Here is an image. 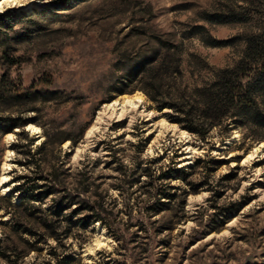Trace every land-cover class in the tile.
<instances>
[{
  "label": "rangeland",
  "instance_id": "374dc122",
  "mask_svg": "<svg viewBox=\"0 0 264 264\" xmlns=\"http://www.w3.org/2000/svg\"><path fill=\"white\" fill-rule=\"evenodd\" d=\"M65 1L0 10L16 16L7 36L0 37V77L35 86L41 99L37 112L13 110L14 116L32 117L38 124L27 125L22 136L19 128L0 132V177L6 160L11 163L9 190L0 181V194L10 193L16 177L36 175L12 147L20 138L33 140L35 148L46 138L42 126L73 138L84 131L77 146L62 145L64 169L76 173L88 166L116 216V234L96 223L61 242L49 238L27 254L26 240L34 238L15 230L2 209L0 264H56L63 256L74 257L71 264H264V147L243 163L261 141L244 139L239 129L226 137L216 129L206 140L188 130L184 136L179 124L163 125L164 120L173 123L169 110L156 109L144 91L135 89V80L124 81L135 65L154 55L157 39L183 43L182 69L189 84L200 82L201 69L235 65L245 49L244 36L264 29V0H71L63 6ZM199 25L205 29L198 30ZM136 93L143 96L140 111L108 118L106 129L86 138L104 104ZM191 147L197 151L189 152ZM54 157L52 164H59ZM120 163L128 168L126 181L138 163L148 167L158 177L155 187L147 185L148 176L129 187ZM163 193L175 196L171 210L158 213ZM103 231L105 243L90 250ZM6 249L11 260L2 255Z\"/></svg>",
  "mask_w": 264,
  "mask_h": 264
},
{
  "label": "trees",
  "instance_id": "16d2710c",
  "mask_svg": "<svg viewBox=\"0 0 264 264\" xmlns=\"http://www.w3.org/2000/svg\"><path fill=\"white\" fill-rule=\"evenodd\" d=\"M70 1H65L66 4L63 6H68ZM15 18L13 13L0 12V37L7 36ZM196 28L205 29L204 25ZM244 40L245 49L235 65L220 69H201L209 75H202L200 71V76H203L200 77V82L189 84L184 81L182 69L183 43L157 39L158 47L154 55L135 65L134 69L125 75L124 81L135 80V89L144 91L154 102L156 109L169 110L166 114L171 122L198 135L202 140H206L216 129L224 137L234 129H239L244 139L262 141L264 29L246 34ZM117 92L125 91L117 89ZM40 100V90L35 86L24 88L8 75H1L0 111L7 115L0 117V122L2 121L0 132L7 134L19 128L22 129L20 135L22 136L27 125L38 124L32 117L14 116L13 110L20 114L37 112L35 104ZM42 127L46 138L35 148L32 147L33 140L22 143L23 138L12 145L15 151L22 154L24 159L22 164L36 175L24 174L16 177L10 193L0 194V201L7 204L0 205V210L4 209L5 213L10 215L8 221L15 222L14 228L18 232H24L34 238L26 240L27 254L41 249L39 244L43 242L48 244L49 238L61 242L75 236V230H87L96 223L106 227L109 233L115 232L116 228L114 223L116 216L106 207V200L99 193L100 185L95 183L88 166L83 164L84 167L78 169L76 173L71 172L70 168L64 169V161L61 159L62 145L66 141H71L73 147L77 146L83 138L84 131L77 138H73L67 135L66 131H49L45 126ZM53 157L59 160V164H52ZM214 160L219 162L218 159ZM120 164L123 180L129 183V187L132 188L141 181L142 176H148L147 185L155 187L154 182L158 177H154L148 167L142 168L141 163H138L130 172L132 178L126 181L128 168ZM121 188L123 186L118 185L117 189L122 191ZM163 195L161 198L165 200L161 201L159 197L156 202L161 206L158 213L171 210L169 205L175 196L171 193ZM15 197L17 201H14ZM47 202L48 206H44ZM116 238L120 240L119 236ZM2 255L11 260L7 249ZM56 256L60 259L59 255ZM72 261L74 257L63 256L56 264H71Z\"/></svg>",
  "mask_w": 264,
  "mask_h": 264
},
{
  "label": "bare ground",
  "instance_id": "6f19581e",
  "mask_svg": "<svg viewBox=\"0 0 264 264\" xmlns=\"http://www.w3.org/2000/svg\"><path fill=\"white\" fill-rule=\"evenodd\" d=\"M40 2H42V0H0V10L3 11L6 7H19L22 9H30L34 5V3H40ZM142 102H143V96L136 93L133 95L124 96L123 99L121 100L114 99L104 104L102 108L98 111V114L95 118L93 125L88 129L86 133V138H89L88 140H90L92 139V137L95 135L97 131L101 129H106V126L108 124L107 123L108 118L118 117V119H120L124 116H128L129 114L130 116H133V113L139 110V107ZM150 113H152V111H150ZM163 125H168L173 128L178 127V124L170 123L166 120H164ZM28 128L35 133L41 132V128L34 126V125H30ZM179 130L180 132H182L184 136L189 135V132L186 129L179 128ZM12 136L13 135L11 133L8 134L9 139H12ZM263 147H264V140H262L260 143L256 145L254 151H252L251 153L245 156L243 163L245 164L248 161L252 160L255 157L257 150ZM196 151L197 149L193 147L189 149V152H196ZM8 156L10 155L8 154ZM10 164L11 163H8L6 160L3 166L4 172L2 176L0 177L1 185L4 188L5 192L9 190V188L5 186V184L10 181V176L6 174L8 173V170L11 168ZM104 235H105V232L103 231L102 236L96 238L95 244L90 247V250H93L96 247H100L105 243L106 237Z\"/></svg>",
  "mask_w": 264,
  "mask_h": 264
}]
</instances>
